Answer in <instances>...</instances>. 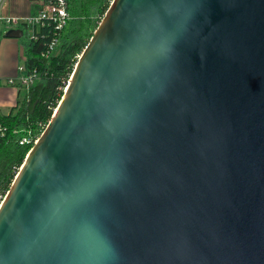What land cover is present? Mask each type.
<instances>
[{
  "label": "water",
  "instance_id": "1",
  "mask_svg": "<svg viewBox=\"0 0 264 264\" xmlns=\"http://www.w3.org/2000/svg\"><path fill=\"white\" fill-rule=\"evenodd\" d=\"M0 264H264V0H113L0 205Z\"/></svg>",
  "mask_w": 264,
  "mask_h": 264
},
{
  "label": "trees",
  "instance_id": "2",
  "mask_svg": "<svg viewBox=\"0 0 264 264\" xmlns=\"http://www.w3.org/2000/svg\"><path fill=\"white\" fill-rule=\"evenodd\" d=\"M68 1L69 20L64 29L56 30L54 25L46 23L32 42L23 38L27 57L24 74L33 76V82L28 89L20 88L21 99L16 107L8 114L0 112V195L8 193L33 148V145H20L21 140L37 126L47 127L64 96L79 57L113 2ZM55 38H59V45L52 51ZM46 54L50 57L46 58Z\"/></svg>",
  "mask_w": 264,
  "mask_h": 264
},
{
  "label": "crops",
  "instance_id": "3",
  "mask_svg": "<svg viewBox=\"0 0 264 264\" xmlns=\"http://www.w3.org/2000/svg\"><path fill=\"white\" fill-rule=\"evenodd\" d=\"M36 12L37 8L32 0H7L1 10V16L16 17L25 21ZM10 29H19V27L7 25L0 20V112L2 114H8L21 99L18 83L9 85L6 82L10 79H18L19 67L25 66L27 59L23 44L24 37L21 39L6 37Z\"/></svg>",
  "mask_w": 264,
  "mask_h": 264
},
{
  "label": "built area",
  "instance_id": "4",
  "mask_svg": "<svg viewBox=\"0 0 264 264\" xmlns=\"http://www.w3.org/2000/svg\"><path fill=\"white\" fill-rule=\"evenodd\" d=\"M7 0H0V20L5 24L10 26L19 27L24 31V37L26 41L32 42L36 39L37 32L39 33L40 29L46 23H51L55 26L56 30H62L67 25L69 20V1L68 0H32L33 5L37 8V12L35 15L30 16L25 21H21L16 17L9 16H1V10ZM59 45V38H55L52 45L51 50L54 51ZM46 58H49V54L45 55ZM26 59V58H25ZM20 76L17 80H8L6 83L9 85H15L18 83L19 89L25 88L28 89L33 82V76H25L26 67H19ZM36 73H34V76ZM31 133V132H30ZM29 133L28 136L24 137L20 145H35L38 139L31 138ZM1 197V195H0ZM5 198V197H4ZM3 198V200H4ZM0 201V205L2 204Z\"/></svg>",
  "mask_w": 264,
  "mask_h": 264
},
{
  "label": "rangeland",
  "instance_id": "5",
  "mask_svg": "<svg viewBox=\"0 0 264 264\" xmlns=\"http://www.w3.org/2000/svg\"><path fill=\"white\" fill-rule=\"evenodd\" d=\"M48 126V125H47ZM47 127H43V128H41V126H37V128L35 129V131H31V133H30V135L31 136H33V137H31V138H37L38 140H39V138L41 137L40 135H41V133L42 132H44L45 131V129H46ZM36 132L38 133V135H34V134H36ZM43 134V133H42ZM6 195H1V197H0V201H2L3 200V198L5 197Z\"/></svg>",
  "mask_w": 264,
  "mask_h": 264
}]
</instances>
